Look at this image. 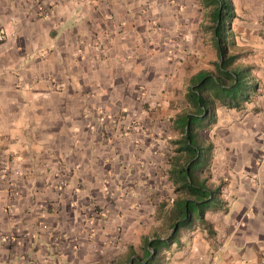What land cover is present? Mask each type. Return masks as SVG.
Segmentation results:
<instances>
[{
    "label": "rangeland",
    "instance_id": "1",
    "mask_svg": "<svg viewBox=\"0 0 264 264\" xmlns=\"http://www.w3.org/2000/svg\"><path fill=\"white\" fill-rule=\"evenodd\" d=\"M96 1L117 4L120 15L116 13L117 17H114L112 26L100 25L99 22L93 25L88 19V25L83 26L84 36L88 41L84 39L79 42L80 50L83 51L82 57H79V66L78 55L75 59L66 58L64 51L58 48L62 42H53L65 27L55 23L49 26L42 20L53 13L60 17L56 10L58 1L29 0L27 14H32L31 19L36 23V27L38 26L35 34L38 33L39 36L31 37L30 41L27 35L24 36L25 39L20 43V54L23 68L29 61H34L38 71V77L34 80L36 111L35 116H31L20 107L21 117L18 119L17 128L25 131L23 135L18 138H2L0 135V151L8 146L16 148L15 151L11 148L5 155H0V164H3L0 167V180H6L7 192L10 195L17 189L16 186L8 185V175L11 173L31 179H42L47 174L48 179L49 171L57 177L68 174L69 170L64 168L67 159L76 163L79 157L83 156L73 153L67 158L65 153L55 154L46 148L62 143L65 149L70 144V138L68 140L66 136L72 129L78 132L86 129L97 131L96 121H91L94 116L93 109L89 106L82 111V104L75 108L78 104L76 97L81 93L80 98L86 104L92 97L90 82L94 81L104 87L100 92L105 97L109 93L113 96L116 109L107 114L101 106L96 112L100 117L97 123L101 135L100 151L94 152L93 158L88 154V162L95 164L96 158L104 165V169L108 167L105 176H111L110 184L107 182L101 187L106 205L116 204V201L108 200L116 191L124 194L130 192L132 198L129 214L126 216L145 217L138 226L133 225L132 231L126 236L132 243L131 254L134 262L139 264V261L145 260L142 245L146 239H167L171 234L173 202L183 196L182 191L175 190L177 185L173 184L169 173L175 157L180 155L176 151V141L182 138V131L177 122L178 115L185 111H194L187 98L191 77L199 70H215L214 63L218 60L212 33L215 24L212 11L215 5L210 4L209 0ZM254 1L258 0H231L235 16L230 21L227 20L226 43L228 52L237 55L234 65L251 66V76L258 85L253 74L256 65L251 60L254 55L253 46L250 41L241 38L243 25L244 28H254L263 21L264 8L260 3L264 0L255 4ZM256 6H260V9ZM22 28L24 34L34 32L28 29L27 25ZM13 34L16 33L12 32ZM40 34H48L50 44L41 42V47L29 50L31 40L41 39ZM36 44L39 42L36 41ZM48 65L51 67L49 70ZM53 70H58V73H53ZM14 75L20 78L19 74ZM79 77L84 82V87L80 86L79 91H76L77 95L74 89L71 93L67 86L71 79H80ZM42 86H46L48 90ZM100 95L103 98V95ZM256 96L257 92L252 94L251 100H255ZM251 100L244 102L240 108L217 106L213 110L214 120L195 128L198 142L205 147L209 143L212 144L207 155L208 166L198 175L201 179L206 178L208 184L211 183L212 165L219 148L220 130L235 126L239 117H228L231 111L242 113L253 110L249 107ZM78 110L79 119H83L80 124L77 119H73L79 117L76 116ZM70 118L72 122L68 121ZM1 120L3 118L0 117ZM221 120L226 122L221 123ZM7 121L12 124L9 118ZM27 161L34 165L33 170H30V174L26 170L19 172L17 163L23 168ZM47 161H50V164ZM124 181L126 192L122 187ZM117 198L118 195L114 200ZM99 205L94 203L97 213L103 210ZM122 215L120 211L116 217L122 221ZM107 220L108 215L104 216V221ZM134 227L139 231L136 232ZM115 228L114 238L119 240L123 237L122 227L116 222Z\"/></svg>",
    "mask_w": 264,
    "mask_h": 264
},
{
    "label": "crops",
    "instance_id": "2",
    "mask_svg": "<svg viewBox=\"0 0 264 264\" xmlns=\"http://www.w3.org/2000/svg\"><path fill=\"white\" fill-rule=\"evenodd\" d=\"M56 1L58 4L55 9L60 17L53 13L42 20L49 26L55 23L65 27L53 42H62L58 48L64 51L66 58L75 59L78 55L80 66L79 57H82L83 51L80 50L79 42L84 39L88 41L83 26L88 25V19L93 25L99 22L100 25L112 26L114 17L120 15V8L115 3L110 5L96 0ZM28 2L0 0V29L6 34L5 40L0 42L2 138H18L24 134V130L17 128L21 117L20 107L31 116H35L36 111L34 80L38 77V71L34 61H29L23 68L20 54V43L25 39L24 36L27 35L28 41L31 37L39 36L35 34L38 26L31 19L32 14H27L30 7ZM256 2L259 0L254 1V4ZM260 4L264 8V2ZM256 7L260 9V6ZM24 25L34 32L22 33ZM12 32L16 34L12 35ZM40 36L39 40H31L29 50L41 47V42L50 44L48 34ZM241 38L250 41L253 46L254 55L251 60L256 65L253 74L259 88L255 100H251L249 105L253 110L242 113L231 111L228 117H239L235 126L220 130L219 148L212 165L211 183L208 184L212 188L222 184L220 194L216 197L218 203L205 210L203 223L180 227L172 241L161 238L152 254L149 253L151 247L146 239L142 245L145 260L139 261V264H260L264 256V18L257 27L244 28L243 25ZM50 68L48 65L47 70ZM53 73H58V70H53ZM14 74H19L20 78ZM79 78L71 79L68 84L71 93L74 89L77 94L80 86L84 87V82ZM90 84L92 97L85 104L80 98L81 93L77 94L78 104L75 108L82 104V111L89 106L93 109L91 121H96L97 131L86 129L78 132L72 129L66 136L68 140L70 138V144L65 149L62 143L46 148L55 154L65 153L67 158L73 153L83 156L76 163L67 159V168H64L69 173L63 172L57 177L49 171L48 179V174L42 179H31L11 173L8 175V185L16 186L17 189L10 195L6 180H0V264H135L131 254L132 243L126 236L132 231L133 225L138 226L145 217L126 216L132 198L130 192L124 194L116 191L108 199L116 201V204H105L101 187L107 182L110 184L111 176H105L108 167L104 169V165L96 158L95 164H89L88 154L93 158V153L100 151L101 135L97 124L100 117L96 112L103 106L106 113L111 114L116 109V102L110 93L105 97L100 92L104 87L94 81ZM77 114L79 117L73 119H77L80 124L82 118L79 119V110ZM8 118L12 121L11 125L8 124ZM68 121L72 122V118ZM224 122L221 120V123ZM60 134L62 138V132ZM11 148L16 150L8 146L0 151V155H5ZM17 167L19 172L26 170L30 174L34 165L27 161L23 168L19 163ZM125 185L124 181L122 187L126 192ZM73 188L76 190L72 191ZM117 195V200H114ZM94 203L103 208L100 213L94 210ZM120 211L123 214L122 221L116 217ZM106 215L108 220L104 221ZM116 222L122 227L123 237L119 240L114 238ZM134 229L139 231L136 227Z\"/></svg>",
    "mask_w": 264,
    "mask_h": 264
},
{
    "label": "trees",
    "instance_id": "3",
    "mask_svg": "<svg viewBox=\"0 0 264 264\" xmlns=\"http://www.w3.org/2000/svg\"><path fill=\"white\" fill-rule=\"evenodd\" d=\"M215 5L212 16L214 27L213 40L218 54L214 63L215 70H199L190 79L187 98L194 111H185L178 115V125L182 138L177 142V153L170 178L175 190L182 191L183 196L173 202L171 209L172 232L164 241H172L177 230L196 222H204V212L210 206L218 203L216 197L220 194V183L215 188L208 185L207 179L198 175L208 166V152L212 147H206L197 141L196 127H202L207 121L215 118L213 110L217 106L225 108H240L244 102L251 100L252 94L258 92V85L251 76V66L234 65L237 55L228 52L226 32L228 23L234 16L231 0H209ZM160 239L149 240L148 245L154 253Z\"/></svg>",
    "mask_w": 264,
    "mask_h": 264
},
{
    "label": "built area",
    "instance_id": "4",
    "mask_svg": "<svg viewBox=\"0 0 264 264\" xmlns=\"http://www.w3.org/2000/svg\"><path fill=\"white\" fill-rule=\"evenodd\" d=\"M6 38V34L5 32H3L1 29H0V42L4 41ZM260 264H264V256L260 259Z\"/></svg>",
    "mask_w": 264,
    "mask_h": 264
}]
</instances>
